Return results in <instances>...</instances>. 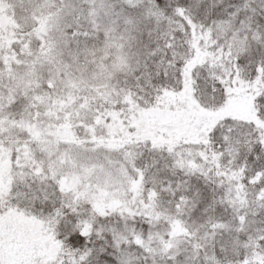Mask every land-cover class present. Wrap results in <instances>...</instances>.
Segmentation results:
<instances>
[{
    "label": "snow or ice",
    "instance_id": "6c2138e0",
    "mask_svg": "<svg viewBox=\"0 0 264 264\" xmlns=\"http://www.w3.org/2000/svg\"><path fill=\"white\" fill-rule=\"evenodd\" d=\"M0 264H264V0H0Z\"/></svg>",
    "mask_w": 264,
    "mask_h": 264
}]
</instances>
